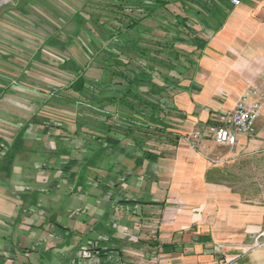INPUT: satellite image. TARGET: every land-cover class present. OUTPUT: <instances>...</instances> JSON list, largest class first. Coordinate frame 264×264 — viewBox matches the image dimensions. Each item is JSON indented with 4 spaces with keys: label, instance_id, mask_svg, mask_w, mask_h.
<instances>
[{
    "label": "crops",
    "instance_id": "crops-1",
    "mask_svg": "<svg viewBox=\"0 0 264 264\" xmlns=\"http://www.w3.org/2000/svg\"><path fill=\"white\" fill-rule=\"evenodd\" d=\"M190 1L196 9L175 10L192 16L185 24L191 38L180 33L174 45L186 57L174 70L158 62L160 74L152 77L159 76L163 97H147L167 114L161 120L164 133L129 135L109 112L114 118L108 123L102 118L94 138L74 131L84 139L78 150L59 130L51 132L49 149L35 156L46 151L48 163L30 165L18 144L14 159L4 161L0 153V264H221L240 234L221 213L225 206L217 196L225 194L211 181L214 167L184 136L222 122L249 86L264 89V0H239L238 6ZM193 14L205 15L207 24ZM149 21L154 20L143 22L149 32L143 39L152 40L153 31L162 32L160 38L169 30L184 31L164 20L155 26ZM130 54L133 63L147 65L145 57ZM105 108H97L102 116ZM22 127L17 130L24 132ZM75 152L87 154L78 167L70 165L77 161Z\"/></svg>",
    "mask_w": 264,
    "mask_h": 264
},
{
    "label": "rangeland",
    "instance_id": "rangeland-1",
    "mask_svg": "<svg viewBox=\"0 0 264 264\" xmlns=\"http://www.w3.org/2000/svg\"><path fill=\"white\" fill-rule=\"evenodd\" d=\"M119 2L0 0V153L4 161L15 154L13 147L17 144L24 161L34 167L52 161L46 151L35 156H39L40 148L49 149L55 129L76 150L83 146L80 140H84L79 135L75 137L76 129L82 135L95 137L96 126L106 115L97 110L95 96L85 91L82 97H76L68 89L78 76L75 68L81 71L87 87L97 88L99 82L109 81L110 75L104 70L106 60L121 50L123 42L122 37L111 35L119 18L115 8ZM184 6L196 9L195 2H186ZM170 8L182 12L179 3ZM158 16L171 18L161 11ZM193 16L206 19L205 15ZM149 22L155 26L154 21ZM162 35L153 31L152 40L143 39L148 43L143 46L145 50L151 48L147 45L158 48ZM182 48L192 50L189 46ZM155 77L154 83L160 85L159 76ZM119 90L112 86L104 92L111 96ZM103 106L107 113H115L112 106ZM21 127L24 132L17 130ZM135 136L144 138L142 133ZM153 144L156 148V142ZM78 154L74 153L77 161L71 166L78 167L81 159L86 160L87 154ZM201 154L214 167L211 181L224 190L225 195L217 196L222 197L225 206L221 213L231 219L234 234H240L231 240L221 264H264V117L255 125L253 135L236 147L211 148L207 143ZM33 155L35 158H30ZM215 213L219 214L218 207L214 216Z\"/></svg>",
    "mask_w": 264,
    "mask_h": 264
},
{
    "label": "trees",
    "instance_id": "trees-1",
    "mask_svg": "<svg viewBox=\"0 0 264 264\" xmlns=\"http://www.w3.org/2000/svg\"><path fill=\"white\" fill-rule=\"evenodd\" d=\"M119 1V6L115 7L117 9L116 16L118 15L119 18L117 25L115 24L112 27L111 35L122 37L123 42L120 44L121 50L117 52L115 56L112 55L110 59L107 58L106 60L107 64L104 70L110 75L109 81L105 80L104 82H99L100 88L98 86L97 88L87 87L84 83L85 78L80 74L81 71L75 68V72L78 76L68 91L76 97H82L85 91L89 92L91 95L95 96V98H93L99 107H102L103 103L115 106V114L119 120L126 125L128 131L125 133H129V135L144 133L143 131H148L150 129L152 132L164 133L165 130L163 129L161 120L164 119L167 114L164 113L163 110H160L159 102H153L151 99H148L156 97L158 100L163 97L161 96L163 92L159 91L162 87L154 83L152 73L158 70V74H160V69L158 68V62L160 60L166 62L169 69L174 70L176 67L174 63L179 61L180 58L186 57V54L176 49L174 45L180 40V33L191 38L192 35L187 27H185V24L188 22L192 23V21L186 15L183 16L182 14L176 13L175 10L172 11L169 7L174 3H180L184 6V4L190 2V0ZM203 1L208 2L209 0ZM223 1L230 3L229 0ZM182 9L186 11V9ZM161 10L169 14L171 18H168V16H162V18H160L158 12ZM148 19H153L158 23L164 20L168 24L173 23L174 25L183 26L184 31L179 32L176 29L166 31L164 37L161 38V41H165L164 47L161 45V42H158V48L155 49L154 46L147 45L151 48H146L145 50L143 37L149 32L143 29V22ZM203 21V23L207 24L206 19ZM130 34L135 36L136 39L131 40L129 37ZM130 53L145 57L147 59V65L133 66L134 56ZM163 81L164 83H169L170 78L165 76ZM112 86L118 87L120 90L113 93L111 96L105 95L104 90L110 89ZM120 111H124L125 113ZM103 115H106L104 119L106 122L110 121L113 117L110 113H105ZM106 129L110 132L112 129L111 124L108 125ZM13 150H16V146ZM6 159L12 160L13 154L7 156Z\"/></svg>",
    "mask_w": 264,
    "mask_h": 264
},
{
    "label": "built area",
    "instance_id": "built-area-1",
    "mask_svg": "<svg viewBox=\"0 0 264 264\" xmlns=\"http://www.w3.org/2000/svg\"><path fill=\"white\" fill-rule=\"evenodd\" d=\"M238 6L239 0H230ZM264 110V89L252 85L239 96L232 112L225 115L220 123H211L196 127L184 136L185 142L200 155L206 150V142L218 147H236L240 138L253 135L256 122Z\"/></svg>",
    "mask_w": 264,
    "mask_h": 264
}]
</instances>
